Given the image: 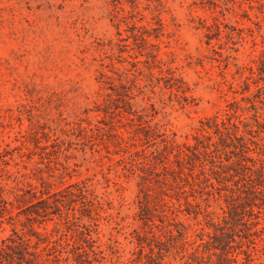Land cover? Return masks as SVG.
Wrapping results in <instances>:
<instances>
[{
	"label": "rangeland",
	"instance_id": "rangeland-1",
	"mask_svg": "<svg viewBox=\"0 0 264 264\" xmlns=\"http://www.w3.org/2000/svg\"><path fill=\"white\" fill-rule=\"evenodd\" d=\"M30 231L68 264H264V0H0V247Z\"/></svg>",
	"mask_w": 264,
	"mask_h": 264
},
{
	"label": "trees",
	"instance_id": "trees-1",
	"mask_svg": "<svg viewBox=\"0 0 264 264\" xmlns=\"http://www.w3.org/2000/svg\"><path fill=\"white\" fill-rule=\"evenodd\" d=\"M219 124L216 120L214 121V132L219 131ZM238 138V137H235ZM237 148L235 144L231 145ZM71 193V192H69ZM47 195L46 198L35 199L30 203L29 215L34 218L33 215L38 217H46L50 214H61V207H64L66 201L58 197H52ZM68 219V218H65ZM43 234L36 231H30L28 237L25 235H18V239H11L10 243H5L0 247V264L5 263H20V264H68L69 257L61 256V251L57 248L59 244L56 241H50L48 236H42ZM34 236L35 241L30 249L31 237ZM66 245H69L67 242ZM40 246L42 250L38 249ZM46 249V250H45ZM47 251L44 255L42 252ZM74 259L79 258L81 253L73 252Z\"/></svg>",
	"mask_w": 264,
	"mask_h": 264
}]
</instances>
